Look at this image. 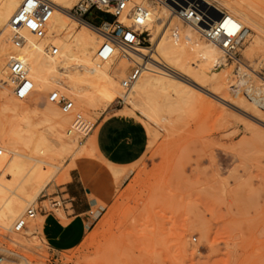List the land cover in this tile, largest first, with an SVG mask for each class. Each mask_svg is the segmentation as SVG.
I'll return each instance as SVG.
<instances>
[{"label":"rangeland","instance_id":"obj_1","mask_svg":"<svg viewBox=\"0 0 264 264\" xmlns=\"http://www.w3.org/2000/svg\"><path fill=\"white\" fill-rule=\"evenodd\" d=\"M144 1L151 8L162 9L153 0ZM206 1L212 8L226 10L222 1L227 0ZM247 3L264 27V0ZM85 18L93 24L111 20L95 10H90ZM174 19L183 29H190ZM243 26L251 30L250 25ZM240 59L252 89H264V31L261 35L250 31ZM116 63L111 66V73L119 85L135 65ZM226 65L227 79L231 76L226 79L231 82L226 87H219L212 78L204 81L198 71L190 75L199 76L205 89L188 95L183 103H178L177 110L157 106L152 111L146 108L147 112L142 97L134 99L136 109L128 102L115 106L118 98L106 107L88 108L75 102L71 94L63 93L73 101L77 112L95 123L88 137L84 140L77 137L78 145L89 141L92 149L74 157L57 158L39 156L18 144L21 153L51 165L41 166L51 172V177L25 210L45 206L42 201L47 197H58L67 203V212L71 214L66 184L73 162L79 157L103 159L95 138L113 114L133 118L145 147L128 168L132 175L111 204L98 214L92 209L95 216L89 217L90 229L77 245L60 249L47 242L43 234L46 217L37 212L34 219L39 217L40 224L34 232L36 239L29 237L26 230L14 234L12 229L7 232L0 227V256L11 259L8 261L12 264H264V106L255 100L248 102L235 91L232 81L239 65ZM5 88L9 99L28 114L31 123H38L39 118L25 107L34 109L37 98L39 106L45 105L51 91L34 88V94L21 103L8 86ZM168 93L175 98L171 90ZM158 99L161 104L162 99ZM244 100L257 110L241 103ZM8 117L0 111V127L6 125ZM71 121L72 118L65 130L70 128ZM45 136L50 145L58 146L56 136L49 132ZM3 148L0 144L4 151ZM109 166L115 178L124 173V169ZM59 217L63 225L69 222L64 214ZM9 235H20L21 244H12Z\"/></svg>","mask_w":264,"mask_h":264},{"label":"bare ground","instance_id":"obj_2","mask_svg":"<svg viewBox=\"0 0 264 264\" xmlns=\"http://www.w3.org/2000/svg\"><path fill=\"white\" fill-rule=\"evenodd\" d=\"M22 1L0 0V88H2L0 111L9 115L6 125L0 127V144L4 147V151L0 149L2 151L0 156V227L7 232L11 231L14 222L22 216L23 211L27 210L28 207L25 210V206L33 201L35 195L45 187L51 177V172L44 171L41 167L42 165L51 167V165L36 157L21 153L16 147L18 144L39 156L57 158L67 155L74 157L77 153L83 154L92 149L89 141L80 146L78 138L70 132V128L65 130L72 116L63 114L55 104L47 101L45 105L39 106V98H37L34 109L29 110L25 107L32 115L39 118V122L33 124L28 114L21 111L16 103L9 99L5 86H8L7 65L11 58H16L26 64L33 88H41L43 92L58 91L71 94L75 102L88 108H95L98 105L106 107L114 98H120L123 92L121 81L125 78H121L118 85L111 73V66L118 61L127 66L134 64L140 68V76L126 98L130 107L135 106V109L134 99L142 97L141 99L145 102L141 104L145 109L150 108L149 110L152 111V107L158 106L167 111L174 110L178 103H183L182 101L188 95H193L194 91L200 92V89L204 88V82L199 79V76L198 78L190 76L197 71L201 74V78H205L204 81L212 78L219 87H226L231 83L226 81V74L229 71L224 70L227 66L224 62L219 68H215V64L222 59L221 50L213 44L200 41L197 35L201 36L194 28L186 25L190 29H183L174 18L179 19L157 0L153 1L162 9L155 6L151 8V5L144 0H133L134 4L150 9L149 24L144 30L148 34L150 46L140 47L126 54L115 50L113 56L105 62L100 61L96 56L104 42L103 36L68 13L78 0H51L54 4V11L47 23L44 38L37 39L30 32L20 30L19 34L23 39V44L16 48L11 42L10 21ZM201 1L210 4L206 0ZM247 1H222L226 10L219 7L216 10L224 14L222 19L228 32H234L239 26L248 24L252 31L261 35L264 31L262 22L257 19ZM120 21L124 25L131 23L125 18H120ZM51 47L58 50L57 55L49 54L48 50ZM241 68L239 65L236 74L248 81L247 71H242ZM169 90L173 92L175 98L169 95ZM254 93L261 95L259 101L255 100L256 103L264 106V89H256ZM158 98L162 99L161 104L157 102ZM18 101L23 103V100ZM241 103H245L252 110L253 108L257 110V107L245 100ZM141 104L140 107H142ZM39 107L41 109H38ZM140 111L144 118L147 117L150 120L144 111ZM46 132L57 137L58 146L55 147L48 143ZM33 189H36L34 193H32ZM39 219V217L37 220L33 218L27 225L26 232L29 237L32 236V239H36L34 232L40 224ZM19 236L9 235L8 240L15 245L21 244ZM0 257L3 258L1 264H12L9 263L11 259L8 258V261L4 256Z\"/></svg>","mask_w":264,"mask_h":264},{"label":"built area","instance_id":"obj_3","mask_svg":"<svg viewBox=\"0 0 264 264\" xmlns=\"http://www.w3.org/2000/svg\"><path fill=\"white\" fill-rule=\"evenodd\" d=\"M165 6L181 22L194 28L206 42L217 46L222 52V59L215 64L219 68L222 63L229 65H242L240 52L245 45L250 31L243 26H239L234 32H228L224 27V14L203 3L201 0H157ZM90 10L100 11L111 18V21H103L93 24L86 20L85 16ZM54 11V4L51 0H23L19 9L10 21L12 30L11 42L19 48L23 44V39L19 34L20 30H26L37 39L45 36L48 21ZM79 22L94 28L104 38L103 44L96 53L97 58L105 62L109 60L115 50L122 54L134 52L140 47L149 46L147 32L144 31L149 24L150 9L146 6L134 4L133 0H78L74 7L68 12ZM120 18L129 19L131 23L124 25ZM105 25V27H104ZM104 27V28H103ZM51 56H55L58 50L51 47L48 50ZM8 87L12 96L17 100H27L34 92L33 83L29 78L26 64L16 58H11L7 65ZM140 76L139 66H134L121 81L123 94L115 100V106L126 103L128 92ZM235 91L248 102L259 101V96L252 92L253 85L238 76L233 75ZM46 100L55 104L65 115H72L70 132L76 137L84 140L94 130L95 123L77 112L73 101L63 93L52 91L48 93ZM2 151L0 150V156ZM42 202L45 206L34 208L30 206L13 224L12 232L19 234L27 230L28 223L35 218L37 212L48 216L52 215L60 218L64 214L66 204L58 197H47ZM89 216H95L93 211L88 212ZM3 258L0 257V264Z\"/></svg>","mask_w":264,"mask_h":264},{"label":"crops","instance_id":"obj_4","mask_svg":"<svg viewBox=\"0 0 264 264\" xmlns=\"http://www.w3.org/2000/svg\"><path fill=\"white\" fill-rule=\"evenodd\" d=\"M141 134L133 118L128 116L113 114L103 123L95 138L103 159L79 157L74 160L66 184L71 214L65 211L64 215L69 222L63 225L59 218L45 216L43 234L47 242L60 249L80 242L91 226L88 212L95 208L98 214L109 206L132 175L128 168L145 147ZM109 165L124 169V173L115 178Z\"/></svg>","mask_w":264,"mask_h":264}]
</instances>
